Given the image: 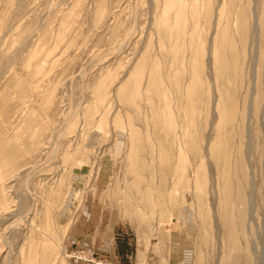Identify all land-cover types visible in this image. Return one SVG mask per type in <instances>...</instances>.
<instances>
[{"label": "rangeland", "instance_id": "1", "mask_svg": "<svg viewBox=\"0 0 264 264\" xmlns=\"http://www.w3.org/2000/svg\"><path fill=\"white\" fill-rule=\"evenodd\" d=\"M0 264H264V0H0Z\"/></svg>", "mask_w": 264, "mask_h": 264}, {"label": "crops", "instance_id": "2", "mask_svg": "<svg viewBox=\"0 0 264 264\" xmlns=\"http://www.w3.org/2000/svg\"><path fill=\"white\" fill-rule=\"evenodd\" d=\"M170 244V243H169ZM145 258H146V262H149V260L150 261H153L155 258H153L151 255H150V253H147V254H145ZM163 260H165V256L164 257H162L161 258V262L163 261ZM164 262V261H163Z\"/></svg>", "mask_w": 264, "mask_h": 264}, {"label": "built area", "instance_id": "3", "mask_svg": "<svg viewBox=\"0 0 264 264\" xmlns=\"http://www.w3.org/2000/svg\"><path fill=\"white\" fill-rule=\"evenodd\" d=\"M79 259H82V257H80ZM84 260H86V259L84 258Z\"/></svg>", "mask_w": 264, "mask_h": 264}]
</instances>
